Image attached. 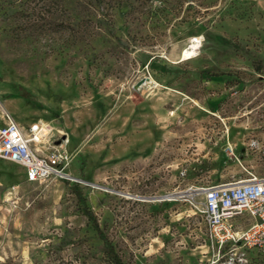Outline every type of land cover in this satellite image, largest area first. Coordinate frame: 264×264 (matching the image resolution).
<instances>
[{
  "label": "rangeland",
  "instance_id": "obj_1",
  "mask_svg": "<svg viewBox=\"0 0 264 264\" xmlns=\"http://www.w3.org/2000/svg\"><path fill=\"white\" fill-rule=\"evenodd\" d=\"M55 1L0 0V103L73 180L0 160V264H113L95 224L122 264H212L200 189L264 177V0Z\"/></svg>",
  "mask_w": 264,
  "mask_h": 264
},
{
  "label": "built area",
  "instance_id": "obj_2",
  "mask_svg": "<svg viewBox=\"0 0 264 264\" xmlns=\"http://www.w3.org/2000/svg\"><path fill=\"white\" fill-rule=\"evenodd\" d=\"M47 126L29 125L23 131L0 103V160L19 165L27 182L49 177L71 179L64 169L69 162L65 150L39 155ZM206 236L214 251L212 264L245 261V250L253 249L264 258V177L208 185L200 189ZM242 220L243 226L237 225Z\"/></svg>",
  "mask_w": 264,
  "mask_h": 264
},
{
  "label": "trees",
  "instance_id": "obj_3",
  "mask_svg": "<svg viewBox=\"0 0 264 264\" xmlns=\"http://www.w3.org/2000/svg\"><path fill=\"white\" fill-rule=\"evenodd\" d=\"M55 2L57 5H61V0H58ZM60 7H63V6H60ZM91 10H93V11L91 12ZM91 10L87 12V16H89V18H95L96 16H98V14H97L98 10L94 9L93 6L91 7ZM77 15L81 16L79 13H77ZM100 16L103 17L104 16L103 13H101ZM85 215H86L88 220H93L91 213L88 212L87 210H85ZM94 228H95V232H96L98 238L105 244V253L108 256V258L111 260V262L113 264H122L119 257L117 256V254L113 250L112 245L107 241L106 237L102 234V232L99 230V228L96 224L94 225Z\"/></svg>",
  "mask_w": 264,
  "mask_h": 264
},
{
  "label": "bare ground",
  "instance_id": "obj_4",
  "mask_svg": "<svg viewBox=\"0 0 264 264\" xmlns=\"http://www.w3.org/2000/svg\"><path fill=\"white\" fill-rule=\"evenodd\" d=\"M199 46V40L197 38H193L190 41L189 46L182 51L180 61L188 60L195 57L197 55V50ZM155 86L156 84L153 81H151L150 79H146L139 88H152Z\"/></svg>",
  "mask_w": 264,
  "mask_h": 264
},
{
  "label": "water",
  "instance_id": "obj_5",
  "mask_svg": "<svg viewBox=\"0 0 264 264\" xmlns=\"http://www.w3.org/2000/svg\"><path fill=\"white\" fill-rule=\"evenodd\" d=\"M143 83V80H140L136 85H135V88H137L138 86H140L141 84ZM168 197H160L158 199H166Z\"/></svg>",
  "mask_w": 264,
  "mask_h": 264
}]
</instances>
